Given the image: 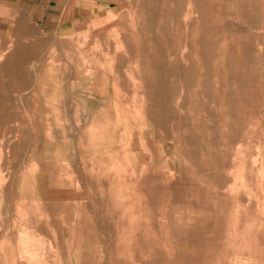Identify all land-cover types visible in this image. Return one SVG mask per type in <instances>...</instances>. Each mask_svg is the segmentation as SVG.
<instances>
[{"label":"rangeland","instance_id":"374dc122","mask_svg":"<svg viewBox=\"0 0 264 264\" xmlns=\"http://www.w3.org/2000/svg\"><path fill=\"white\" fill-rule=\"evenodd\" d=\"M108 1L0 21V264H264V0Z\"/></svg>","mask_w":264,"mask_h":264},{"label":"crops","instance_id":"0c3cea01","mask_svg":"<svg viewBox=\"0 0 264 264\" xmlns=\"http://www.w3.org/2000/svg\"><path fill=\"white\" fill-rule=\"evenodd\" d=\"M100 6V0H0V21L3 22V17L24 16L45 27L59 26L91 15Z\"/></svg>","mask_w":264,"mask_h":264}]
</instances>
